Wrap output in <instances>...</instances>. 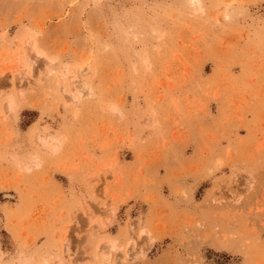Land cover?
Wrapping results in <instances>:
<instances>
[{
	"label": "rangeland",
	"instance_id": "374dc122",
	"mask_svg": "<svg viewBox=\"0 0 264 264\" xmlns=\"http://www.w3.org/2000/svg\"><path fill=\"white\" fill-rule=\"evenodd\" d=\"M199 2L0 0V264H264V0Z\"/></svg>",
	"mask_w": 264,
	"mask_h": 264
},
{
	"label": "bare ground",
	"instance_id": "6f19581e",
	"mask_svg": "<svg viewBox=\"0 0 264 264\" xmlns=\"http://www.w3.org/2000/svg\"><path fill=\"white\" fill-rule=\"evenodd\" d=\"M192 3H193V5H195V6H197V7H199L200 6V2H199V0H192ZM10 109H13V107H10ZM55 142H60V138H58V137H56L55 136V138H51V137H46V138H42L41 139V143H42V145H43V147L44 148H46V149H50V150H52V151H54V150H56L58 147H56V145H54V143ZM39 160V159H38ZM38 160H36V159H34L33 161H32V163L34 164V165H36V166H39V161ZM108 255V254H107ZM106 255V256H107ZM105 259V258H104ZM109 260V259H108ZM57 261V260H56ZM107 261V260H106ZM59 263L61 264V263H63V261L62 260H59ZM65 263V262H64ZM109 264V263H108Z\"/></svg>",
	"mask_w": 264,
	"mask_h": 264
}]
</instances>
